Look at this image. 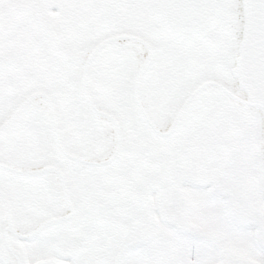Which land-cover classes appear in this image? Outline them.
I'll list each match as a JSON object with an SVG mask.
<instances>
[{
	"label": "snow or ice",
	"instance_id": "snow-or-ice-1",
	"mask_svg": "<svg viewBox=\"0 0 264 264\" xmlns=\"http://www.w3.org/2000/svg\"><path fill=\"white\" fill-rule=\"evenodd\" d=\"M0 264H264V0H0Z\"/></svg>",
	"mask_w": 264,
	"mask_h": 264
}]
</instances>
